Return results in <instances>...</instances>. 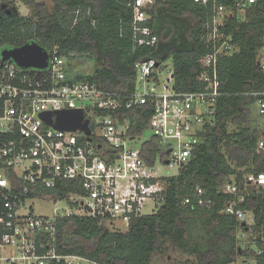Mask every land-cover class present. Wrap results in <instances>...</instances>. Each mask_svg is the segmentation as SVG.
<instances>
[{
	"label": "built area",
	"instance_id": "1",
	"mask_svg": "<svg viewBox=\"0 0 264 264\" xmlns=\"http://www.w3.org/2000/svg\"><path fill=\"white\" fill-rule=\"evenodd\" d=\"M158 1L164 0L132 1L134 44L153 46L159 40L147 24L149 10ZM197 1L206 9L201 35L209 48L199 58L202 70L197 78L202 86L198 90H176L172 70L167 83L157 90L165 65L156 56L135 62V88L129 92L103 89L95 82L70 81L66 58L55 49L49 52L47 67L38 77L35 70L19 68L12 60L0 64V264H105L82 254L58 252L56 218L86 216L111 230L123 231L133 216L146 214L143 209L149 203L150 213L162 204L165 176L158 174L156 161L177 172L188 162L204 125L213 122L214 104L221 94L218 61L236 49L224 24L231 14L244 20L262 0H229V5L224 0ZM256 64L264 73V37ZM252 94L257 112L264 115V89ZM138 104H147L152 110L144 126L152 130L160 146L152 163L144 159L140 148L131 145L135 137L129 133L130 122L117 113ZM73 108H81L89 120V135L79 129H58L41 117L42 112L50 111L54 120L55 111ZM257 148L264 151V140L258 141ZM37 186L67 192L58 197L38 190L39 196H29ZM222 190L231 196L225 212L252 224V210L237 206L248 196L264 198V171L245 173L239 181L232 176ZM201 193L197 188L196 196ZM28 198L65 199L69 207L52 217L35 215L26 205ZM183 202L189 203L190 197ZM242 231L238 230V236ZM256 252L260 255L264 250ZM245 263L261 264L256 258Z\"/></svg>",
	"mask_w": 264,
	"mask_h": 264
},
{
	"label": "trees",
	"instance_id": "2",
	"mask_svg": "<svg viewBox=\"0 0 264 264\" xmlns=\"http://www.w3.org/2000/svg\"><path fill=\"white\" fill-rule=\"evenodd\" d=\"M21 1L29 9L27 15L19 13L13 0H0L7 8L3 11L8 10L0 15V49L35 40L48 52L55 49L66 61L92 58L95 67L89 75H69L66 62L67 78L125 92L135 88L136 61L170 57L176 90L194 91L202 86L197 77L202 70L199 58L209 50L201 35L207 13L197 0L158 1L149 10L147 24L159 35L153 46L133 42V0H51L50 7L43 1ZM224 1L229 5V0ZM245 17L241 20L240 15L231 14L224 24L236 49L218 61L221 94L214 104L213 122L204 125L188 162L177 174L163 178L162 204L153 213L133 216L123 231L111 230L91 217H57L58 252L82 254L105 264H151L152 255L164 253L169 242L194 257L190 264H228L237 258H256L264 264V253L256 252L264 250V198L252 195L238 204L252 210L254 220L248 225L225 212L231 196L222 190L232 176L239 181L245 173L264 171V151L257 148L258 141L264 140V129L250 125L253 109L257 112L252 92L264 89V73L256 64L264 37V0ZM163 45L165 50L159 52ZM151 111L149 105L138 104L117 113L129 120L131 137H138ZM140 150L152 163L160 146L151 136ZM197 188L202 191L198 197ZM38 190L58 197L67 192L37 186L29 196H39ZM184 197H190V202L184 203ZM240 228L243 234L252 231L256 235L247 238L244 246L240 245Z\"/></svg>",
	"mask_w": 264,
	"mask_h": 264
},
{
	"label": "rangeland",
	"instance_id": "3",
	"mask_svg": "<svg viewBox=\"0 0 264 264\" xmlns=\"http://www.w3.org/2000/svg\"><path fill=\"white\" fill-rule=\"evenodd\" d=\"M45 2L49 7L51 6V0H38ZM14 5L18 9L21 15H27L29 13L28 7L23 3H19L17 5V1L13 0ZM1 5V4H0ZM67 62V73L71 76H75L76 74H84L89 75L92 74L94 71L95 63L92 58H75L71 61ZM165 66L159 75V82L160 85L156 87L157 90L162 89V85L167 83L166 77H168L169 73L172 70V60L170 57L163 59L162 62ZM172 82L170 81L169 84ZM252 114V122L250 123L251 126H256L259 130L264 129V116L259 115L253 109ZM153 135L152 130L146 127L143 132L138 136L135 137L131 145L134 147L140 148L143 142L149 139ZM156 167L158 168L157 172L161 176H170L177 173V169L175 167H168L166 164L162 163L159 159L156 161ZM26 205L31 206L35 215H45L50 216L54 213H58L59 211H66L68 210L69 203L65 199H57V200H40L37 198H28L26 200ZM144 212L150 213V203L143 209ZM251 222V221H248ZM241 234V232H240ZM256 236L252 231H248L247 233L241 236V240L243 242L240 243L241 246L247 241V238H252ZM194 261V257L188 255L186 253L181 252L177 248L173 247L169 242L165 244V252L158 253L155 252L151 258V264H190ZM228 264H246L243 258H237L235 261L228 263Z\"/></svg>",
	"mask_w": 264,
	"mask_h": 264
},
{
	"label": "water",
	"instance_id": "4",
	"mask_svg": "<svg viewBox=\"0 0 264 264\" xmlns=\"http://www.w3.org/2000/svg\"><path fill=\"white\" fill-rule=\"evenodd\" d=\"M1 4L0 8H4ZM49 52L37 41H27L16 47H3L0 49V64L4 60H12L19 68L32 69L39 73L47 67ZM52 112L45 111L41 117L54 127L62 130H82L86 135L90 134L89 120L84 118L81 108L62 109L54 112L55 119L51 118Z\"/></svg>",
	"mask_w": 264,
	"mask_h": 264
},
{
	"label": "crops",
	"instance_id": "5",
	"mask_svg": "<svg viewBox=\"0 0 264 264\" xmlns=\"http://www.w3.org/2000/svg\"><path fill=\"white\" fill-rule=\"evenodd\" d=\"M18 3H17V5H19V3L21 2V3H23L21 0H16ZM24 4V3H23ZM25 5V4H24ZM29 10V9H28ZM176 30H178V31H180L179 29H177V27H176ZM180 40L182 41L183 39H181L180 38ZM180 40H177V41H180ZM183 43V42H182ZM165 50V46L163 45V46H161L160 48H159V52H163Z\"/></svg>",
	"mask_w": 264,
	"mask_h": 264
},
{
	"label": "flooded vegetation",
	"instance_id": "6",
	"mask_svg": "<svg viewBox=\"0 0 264 264\" xmlns=\"http://www.w3.org/2000/svg\"><path fill=\"white\" fill-rule=\"evenodd\" d=\"M0 4H4V3H2V2H0ZM4 8H6V5H5V7ZM4 8H0V15L1 16H3L5 13H7L8 12V10L7 11H3L4 10ZM7 9V8H6Z\"/></svg>",
	"mask_w": 264,
	"mask_h": 264
}]
</instances>
